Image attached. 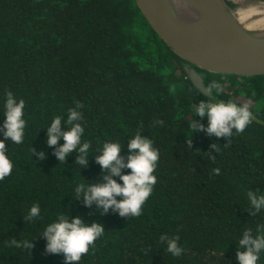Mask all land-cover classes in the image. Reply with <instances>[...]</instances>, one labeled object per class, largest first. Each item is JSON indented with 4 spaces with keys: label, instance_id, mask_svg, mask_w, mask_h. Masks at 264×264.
Listing matches in <instances>:
<instances>
[{
    "label": "trees",
    "instance_id": "trees-1",
    "mask_svg": "<svg viewBox=\"0 0 264 264\" xmlns=\"http://www.w3.org/2000/svg\"><path fill=\"white\" fill-rule=\"evenodd\" d=\"M186 66L202 75L205 87L219 81V99L247 103L256 117L226 147L225 138L201 131L191 136L190 120L207 123L192 116V104L206 95ZM6 91L24 100L26 129L22 144L5 142L13 169L0 180V264H65L62 254L45 253L41 234L58 212L100 223L106 231L80 264H238L237 238L264 224V213L252 216L247 208V190L264 194V75H222L182 57L137 0H0V123ZM78 104L83 139L92 142L86 168L76 165V152L60 163L56 146L45 142L51 120L62 116L66 131L67 110ZM141 130L160 153L157 182L142 214H101L94 203L85 207L73 198L75 183H101L107 174L95 162V149L119 140L126 160L127 138ZM217 143L222 148L213 160L208 152ZM37 203L41 217L27 221ZM164 233L179 236L182 256L163 251ZM23 239L34 247L5 246Z\"/></svg>",
    "mask_w": 264,
    "mask_h": 264
},
{
    "label": "clouds",
    "instance_id": "clouds-1",
    "mask_svg": "<svg viewBox=\"0 0 264 264\" xmlns=\"http://www.w3.org/2000/svg\"><path fill=\"white\" fill-rule=\"evenodd\" d=\"M224 94L223 85L217 81L209 82L205 89L206 98L192 104L193 117L200 120L206 118L207 123L196 119L188 122L191 136L195 131L205 132L209 136L225 138L226 147L236 133H243L256 119L247 103L239 104L233 99H219ZM82 105L67 110V119L63 121L68 126L62 130V116H55L46 128V144L54 147L53 154L63 164L65 158L73 152L77 153L76 165L80 168L88 166L89 152L92 142L83 139L85 136V123L83 122ZM25 102L11 92L4 93L3 121L0 123V180L12 173L13 162L7 154L5 142L20 145L24 142L26 120L24 119ZM157 123H160L157 121ZM63 140L58 145V141ZM58 145V146H57ZM191 148V137L187 141ZM219 146V147H218ZM222 147L217 143L212 145L208 155L213 160L214 153ZM214 150V151H213ZM121 142L119 140H105L95 149V162L106 175L101 183H75L72 186V195L75 199H82L85 207L93 203L107 214L109 209L121 217H138L142 214L143 206L153 194L157 182L154 175L159 160V150L154 147V141L143 130L135 132L127 138V159L120 155ZM34 149L31 148V156ZM39 159L45 158V153L38 154ZM122 169H129L122 174ZM214 169V174H219ZM114 177L119 178L117 182ZM119 197L120 199H117ZM248 210L250 215L256 216L264 213V194L247 190ZM41 217L40 205L33 204L27 211L25 219L33 221ZM104 227L97 222L88 223L79 215L69 217L66 213H57L55 218L46 223L42 229V237L46 241L44 251L46 254H62L65 264H80L82 257L88 254L95 242L105 235ZM236 260L238 264H260L261 255L264 254V224H257L255 229L246 228L238 238ZM160 243L164 245L163 251L172 257H180L185 249L180 246L179 236H169L164 233L160 236ZM14 249H29L34 247L28 239L12 240L5 244Z\"/></svg>",
    "mask_w": 264,
    "mask_h": 264
},
{
    "label": "water",
    "instance_id": "water-1",
    "mask_svg": "<svg viewBox=\"0 0 264 264\" xmlns=\"http://www.w3.org/2000/svg\"><path fill=\"white\" fill-rule=\"evenodd\" d=\"M137 3L157 33L182 57L222 75H264V29L246 28L229 0ZM185 69L193 85L205 95L202 75L194 67Z\"/></svg>",
    "mask_w": 264,
    "mask_h": 264
},
{
    "label": "bare ground",
    "instance_id": "bare-ground-1",
    "mask_svg": "<svg viewBox=\"0 0 264 264\" xmlns=\"http://www.w3.org/2000/svg\"><path fill=\"white\" fill-rule=\"evenodd\" d=\"M237 16L248 29H264V2L260 0H246L245 7L238 10Z\"/></svg>",
    "mask_w": 264,
    "mask_h": 264
},
{
    "label": "rangeland",
    "instance_id": "rangeland-1",
    "mask_svg": "<svg viewBox=\"0 0 264 264\" xmlns=\"http://www.w3.org/2000/svg\"><path fill=\"white\" fill-rule=\"evenodd\" d=\"M229 2L232 5V9L234 12H238V10H241L243 7H245L246 4V0H229Z\"/></svg>",
    "mask_w": 264,
    "mask_h": 264
}]
</instances>
